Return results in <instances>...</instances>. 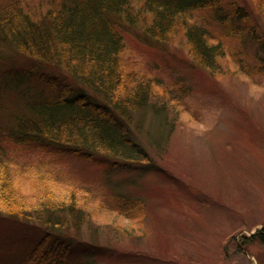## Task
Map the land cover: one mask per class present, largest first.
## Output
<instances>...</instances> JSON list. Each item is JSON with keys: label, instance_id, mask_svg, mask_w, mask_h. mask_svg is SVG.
Returning <instances> with one entry per match:
<instances>
[{"label": "rangeland", "instance_id": "1", "mask_svg": "<svg viewBox=\"0 0 264 264\" xmlns=\"http://www.w3.org/2000/svg\"><path fill=\"white\" fill-rule=\"evenodd\" d=\"M20 1L30 13L50 0ZM129 1L140 17L123 33L119 63L150 85L152 107L129 126L146 162L114 169L0 137L2 179L25 199L3 208H24L27 216L0 213V264H20L39 243L41 201L63 199L80 203L85 218L57 237L77 251L91 248L94 264H264V239L255 234L264 228V0H216L190 10L165 43L143 33L141 19L150 20L141 13L144 0ZM191 24L206 29L208 43H220L216 68L192 62ZM37 62L0 44L1 81L9 66L34 63L70 83Z\"/></svg>", "mask_w": 264, "mask_h": 264}, {"label": "trees", "instance_id": "2", "mask_svg": "<svg viewBox=\"0 0 264 264\" xmlns=\"http://www.w3.org/2000/svg\"><path fill=\"white\" fill-rule=\"evenodd\" d=\"M215 4L216 0H144L141 13L150 20L141 19L143 33L165 43L182 14ZM24 6L20 0H0V44L14 54L52 66L71 85L34 63L9 66L5 81L0 80V137L88 160L101 159L114 169L145 163L144 149L133 140L129 126L134 116L140 118L152 107L150 85L125 75L119 63L123 33L137 26L140 13L134 12L129 0H50L48 6L39 4L30 13ZM41 6L44 12L39 11ZM185 37L192 62L200 68H216L223 54L220 43H208L206 29L196 24L187 26ZM6 100L11 104L6 106ZM1 172L0 213L25 219L26 209L3 208L25 199L2 179ZM76 202L63 199L46 206L41 201L43 233L20 264H94L91 248L77 251L57 237L66 227L78 230L83 223L82 206ZM255 234L264 239V228Z\"/></svg>", "mask_w": 264, "mask_h": 264}]
</instances>
